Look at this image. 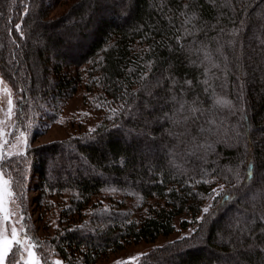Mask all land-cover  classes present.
<instances>
[{
	"label": "trees",
	"instance_id": "16d2710c",
	"mask_svg": "<svg viewBox=\"0 0 264 264\" xmlns=\"http://www.w3.org/2000/svg\"><path fill=\"white\" fill-rule=\"evenodd\" d=\"M262 41L264 0H0V74L18 97L13 136L34 138L37 120L57 121L80 91L99 113L94 129L30 143L10 162L24 231L45 264H96L124 241L156 243L181 216L200 217L193 233L137 264H264ZM212 119L225 121L226 135L199 131L215 132ZM32 174L40 219L71 194L61 216L81 220L42 238L30 215ZM104 193L125 202L84 216ZM126 200L145 214L136 219Z\"/></svg>",
	"mask_w": 264,
	"mask_h": 264
},
{
	"label": "rangeland",
	"instance_id": "374dc122",
	"mask_svg": "<svg viewBox=\"0 0 264 264\" xmlns=\"http://www.w3.org/2000/svg\"><path fill=\"white\" fill-rule=\"evenodd\" d=\"M0 80H2V83H0V109H3V111H0V121H6L5 124L0 125V128H3L5 133H13L16 125V108L18 97L11 85L2 77L1 74ZM5 88L10 89L11 96L14 102L15 114L11 117L10 120L6 117L8 94L4 91ZM85 100L86 97L84 91H80L73 99L64 103V109L59 115L57 121L53 122L46 118H39L37 120V124L34 126L35 130L33 131L36 132V136L32 139L27 134H24L23 136L18 134L16 136L3 137L4 139H8L10 141V145H15L14 148L6 145L5 150L23 154L25 153L30 143L34 145H43L52 141L67 139L68 137L77 135L79 133H82L83 131L94 129L99 119V113L97 111H93L91 109L92 105L88 106ZM53 114H55V112ZM17 156L19 157V155H14L13 157ZM5 179H7L6 176ZM39 183L40 181L38 175L32 174L29 193L30 215L34 219V225L38 229L39 235L45 239L55 236V234L63 229V227L66 226L68 222L75 221L76 223H78L81 220V217L74 216L72 218L67 217L66 215L61 216V214L67 209V206L71 202V194H64L52 199L54 209L49 210L46 217L40 219V211L35 204V200L38 197V192L36 189L39 186ZM120 200H123V197L120 195L113 193H104L95 200L94 206H92L91 208V205L89 206V208L86 210V213H84V216H86L89 209L90 210L88 212H97L98 214H103L101 213V211L106 209L107 206L115 204ZM123 201L125 202V199ZM126 203L125 204L129 209H131L132 207L134 208L133 213L136 216V219H139L141 216H143V214H145L146 208L144 204L139 205L138 203H136L137 208H135L133 201L126 200ZM4 208L10 214V221H3V215L0 214V228L7 229L6 234L10 236V229L14 225L17 228L18 232L23 235L25 231L22 215L19 205L14 196H5ZM184 220L189 222V225L186 228H183L181 226V223ZM199 220V216L196 219H193L192 216H181L176 221V231L173 235L166 238H161L156 243L137 244L130 243V241H124L125 244L123 246L117 248L113 252H110V254H108L107 256H104L96 264H118V262H120V264H137L138 261L142 259V257L146 256L155 248L162 247L168 243H172L185 236L191 235L197 227ZM60 224L63 225L60 226ZM28 243L33 244L30 239L28 240ZM32 251L35 253V256L33 258L40 261V264H45L42 258L37 254L35 246L32 248ZM23 255L25 261L30 259V257L27 255V252H25ZM51 259L53 264H55L56 261L64 264V261L61 258L51 257Z\"/></svg>",
	"mask_w": 264,
	"mask_h": 264
},
{
	"label": "snow or ice",
	"instance_id": "6c2138e0",
	"mask_svg": "<svg viewBox=\"0 0 264 264\" xmlns=\"http://www.w3.org/2000/svg\"><path fill=\"white\" fill-rule=\"evenodd\" d=\"M214 2V0H212ZM183 15V13H182ZM185 24L191 23V18L186 19L184 21ZM17 30L20 29V25H16ZM185 33L187 35H192L193 33L189 31L188 29H185ZM237 30H233V35H237ZM180 38L177 37V42L179 43ZM264 43V41H262ZM181 47L183 48L184 45L181 44ZM208 58V55H205V59ZM147 77L144 76L142 79H146ZM0 83H2V80H0ZM188 85L192 84V81H186ZM205 84H207V81H204ZM4 91L8 94L7 99V111H6V117L7 119H11V117L15 114L14 113V102L11 96L10 89L5 88ZM205 91L207 92L208 89L205 88ZM175 99V97H174ZM98 107L100 105H97ZM214 106H221V107H228L229 109L233 108L232 102L228 100H221L216 99L214 102ZM0 111H3V109H0ZM115 111V110H113ZM178 111H184V103L180 102V107ZM189 111L193 114V117H195V113L201 112L203 114L202 109L200 108H190ZM243 111V109H241ZM234 114V111H233ZM189 119V117H185V120ZM247 118L245 117V120ZM6 121H0V125L5 124ZM207 123L209 125L215 126V132H213V128H204L203 126H200L199 131L201 133L203 132H209L213 134H224L226 135L228 132V128L224 127L225 121L220 120L219 123L215 119L208 120ZM232 131L235 133V136L241 137V133L233 128ZM21 136L24 135V133H20ZM5 136H13L12 132L5 133L3 128H0V214L3 215V221L8 222L10 221V214L5 210L4 208V202H5V196L12 197L13 193L10 190V180L5 179L6 175H9L8 168L10 166V162L12 160V157L14 155H22V153L19 152H11L6 151L5 146L9 145L10 147L14 148L15 145H10V141L8 139H4ZM243 138V137H241ZM247 148V145H245ZM253 169L254 165L250 162L247 169V179L251 181L253 177ZM216 196H219L223 192V186L219 190H214ZM215 199V197H213ZM225 202L229 199L228 196L224 197ZM212 205H209L208 207L204 208L203 211L205 214L209 212ZM264 219V217H261ZM202 219V218H201ZM7 229L0 228V264H40V261L34 259L35 253L32 251V248L34 247V244L28 243V240L30 238L27 237L26 233L21 235L20 232H18L17 228L13 225L10 229V236L6 234ZM184 239V238H182ZM27 252V255L30 257L27 261L24 260V253ZM146 255V254H144ZM19 257V258H17ZM55 264H61V262L56 261ZM120 264V262H118Z\"/></svg>",
	"mask_w": 264,
	"mask_h": 264
}]
</instances>
